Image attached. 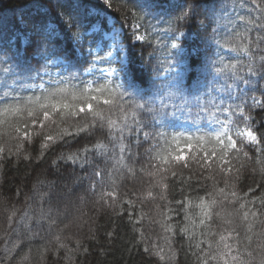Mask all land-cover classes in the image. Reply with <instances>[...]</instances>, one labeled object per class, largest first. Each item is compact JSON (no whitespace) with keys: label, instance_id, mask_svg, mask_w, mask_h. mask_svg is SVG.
<instances>
[{"label":"snow or ice","instance_id":"obj_1","mask_svg":"<svg viewBox=\"0 0 264 264\" xmlns=\"http://www.w3.org/2000/svg\"><path fill=\"white\" fill-rule=\"evenodd\" d=\"M104 2L111 7L109 0ZM132 2L136 11H131L130 14L134 21L139 22L132 24L130 36L127 35L122 22L119 23V27L116 23H112V27L107 28L108 23L114 19L108 15L95 20H82L69 10L66 14L59 13L65 25L63 36L56 33L51 26L48 30L40 27L33 30L32 36L28 37L30 54L27 50L21 54L12 40L7 41L6 44L0 43V78L3 79V84H0V112L4 115L26 112L31 120V124L25 122L22 127H14L17 134H22L25 140H30L32 138L30 129L38 125L39 131L35 135L39 136L49 127L48 122L55 123L56 116L64 122L69 118L84 121L82 125L71 126L73 127L71 132L62 129L55 136L43 135L40 156L37 159H43L45 153L58 143L68 145L69 137L75 138L78 142L80 138L91 137L97 130L106 128L108 139L114 147L119 148L121 159L126 155L133 164L144 159L149 167L157 170L161 180L168 178L167 173L171 171L174 187L179 177L181 185L192 188L193 183L200 184L201 181L193 182L191 176L184 178L181 173L172 169H187L191 172L189 165L195 161L203 175V172L210 170L217 161L225 162V158L231 152L243 151L245 133L237 130L236 134L240 138L239 146L237 140L229 134L232 117L244 122L249 129L246 132L248 143L256 145L258 153L264 154V147H261L264 132L257 134L256 126L252 124L254 117L246 111L249 104L253 108L264 110V96L247 95L249 91L264 93V84H261V81H264V48L260 47L264 44V35H259L264 33V0L259 4L256 0H240V8H243L245 3H250L252 7L248 10L247 18L237 15L235 19L230 17L237 6L233 4L229 8L226 0H171V11L164 9L158 11L157 0H132ZM71 7L70 2L68 8ZM202 8L205 10V20H197L193 28V21ZM88 15H93L91 10H88ZM254 15L255 21L259 22L253 21ZM165 16H167L166 20ZM149 18L156 20L157 24H152ZM18 19L20 23H26L23 15ZM144 21H148L146 31L144 34H138L144 27ZM161 22L166 23L167 28L160 29ZM222 23L225 28L235 32L237 40L248 41L247 44H241L239 49L247 63L238 60L237 63L224 64L222 58L213 59V55L219 57L220 41L217 34ZM178 25L184 26V30L177 31ZM238 25H242L245 32H236ZM73 28L76 29L75 32L72 31ZM251 31L258 33L254 38L255 47H251L253 38L246 35ZM153 35L156 36L155 41L149 39ZM137 42H145L153 46L154 51L148 54L150 60L156 58L157 51L162 52L164 63L167 65L164 73L149 78L150 83L143 77L145 68L143 53L137 56L134 51ZM213 48L216 49L215 52H212ZM33 60L39 64V67L32 63ZM84 63L89 66L84 68ZM3 65L7 67H2ZM52 67L60 70L52 73L50 70ZM87 75L95 79H81L82 76ZM186 76L192 81L191 84L185 83ZM45 77L48 78L47 81ZM157 79H162L165 83L158 85ZM37 80L40 81L39 84L35 83ZM101 81L103 83H100ZM37 91H39L38 95H21L23 92ZM218 98L220 102L216 103ZM177 100L180 102H173ZM225 100L229 103L226 104ZM113 110L120 112L119 121L111 118L110 113ZM221 115H227L229 120L219 119ZM143 116H149L151 119H142ZM180 117H184L185 122L191 121L197 131L199 127L196 122L202 118H208L218 127L213 132L194 138L184 136L182 132L172 135L171 141L175 142L172 146L169 134L164 129L174 127ZM193 139L198 145L206 142L216 147H213L210 154L207 151L202 156L193 153L190 160L185 154V148L189 151L193 150V145L190 143ZM181 140L186 142L184 146L179 143ZM125 141L128 143L126 144ZM161 141L170 144L171 151L161 154L158 151ZM146 143L150 147L141 153L139 149ZM98 146L99 144L85 146L75 153L61 154L52 165L58 170L63 162L67 174L60 178L70 181L75 173L68 171L69 167L73 170L76 167L83 170L86 166H91L89 154L95 153ZM133 147L136 149L135 152L132 150ZM106 152L105 148V154ZM128 171L142 174L145 169L129 168ZM220 171L224 172L225 168H221ZM91 175L95 181L90 184L89 190L94 191L97 184L104 186V169L95 167ZM107 175L114 184L111 173ZM203 179L207 180L208 177ZM164 187L167 188L168 185L165 184ZM49 188L50 191L40 195L38 217L30 218L27 212L21 213L15 221L12 216L8 217L10 233L17 239L15 242L10 241L11 248L5 246L3 253L0 254V264H13L16 256L11 253H19L26 245L39 241L43 236H51L57 227V220L67 218L66 215L61 216L60 205L66 198L75 195L74 191L66 184L61 185L56 181L50 182ZM206 188L207 185H204L203 188L195 190L205 192L204 197H198L200 203L197 206L202 217L199 223L205 229H210L214 222L212 209L218 203L215 197L225 195V190L219 188L208 192ZM258 188L259 186L257 189H249V192H254ZM112 195L113 193L109 192L102 193L101 199ZM148 195L151 196L152 193L148 192ZM256 199L254 197L253 203ZM258 199L260 206L264 207V197ZM68 202L71 203L70 199ZM176 203L180 205V209L183 208L180 201ZM45 204L48 205L47 211L44 210ZM241 207L243 208L244 205ZM215 215L218 216L219 213ZM252 215L256 216L257 213L254 212ZM247 216L248 213L245 212V220ZM185 219L188 217L186 216ZM33 227L36 231H33ZM20 229L23 231L21 232ZM177 230L181 238L187 233V229L179 225ZM202 235H207V232H203ZM107 237L115 239L112 232H108ZM189 239L195 237L190 236ZM230 239L234 241L235 246L228 242ZM54 241L57 244L55 255L59 260V250L66 245L59 242V236H55ZM260 241L253 249L252 237L247 235L242 237L241 233L233 228L227 236L222 234L219 236V240L215 241V247L212 241L201 240L195 244L194 249L190 244L189 251H186L182 245L181 251L185 254L186 264L188 255L195 257V264H264V233L261 234ZM76 248L77 250L83 248L84 253L88 252L87 247L81 245L79 241L76 242ZM49 250L47 247L42 250V258ZM144 252L149 256L154 255L148 247L144 248ZM70 253L69 249V254L65 256L66 260L72 259ZM155 255L159 254L155 253ZM22 259H27V255ZM160 259L163 260L164 257L160 256ZM169 259L174 260L175 253Z\"/></svg>","mask_w":264,"mask_h":264},{"label":"trees","instance_id":"obj_2","mask_svg":"<svg viewBox=\"0 0 264 264\" xmlns=\"http://www.w3.org/2000/svg\"><path fill=\"white\" fill-rule=\"evenodd\" d=\"M70 2L71 9L68 8ZM170 2L171 0H157L158 11L159 9L171 11ZM226 2L229 8L233 4L237 6L236 11L230 17L231 19H235L237 15L248 17V10L252 7L250 3H245V6L240 8V0H226ZM260 2L261 0H256L257 4ZM109 3L111 7H108L104 0H0V43L6 44L7 41L12 40L15 46L20 49L21 54L25 50L30 54L28 37L32 36L33 30L36 27L48 30L51 25L56 33L63 36L65 25L59 13L66 14L69 10L82 20H95L98 17L103 18L105 15L113 17L117 26L121 22L124 24L127 35L130 36L132 24L139 22L134 21L130 14L131 11H136L132 0H109ZM88 10L92 11V16L88 15ZM21 15L24 16L26 23L19 22L18 18ZM164 19L166 20L167 16ZM252 19L254 22H259L255 21V15ZM149 20L152 24H157L156 20H151V18ZM197 20H205L203 8L198 13L196 20L193 21V28H195ZM143 24L144 27L138 34H144L148 21H144ZM107 28H110L109 25ZM159 28L165 29L167 24L161 22ZM176 30L183 31L184 26L178 25ZM72 31L75 32L76 29L73 28ZM210 31L211 29H209ZM235 31L245 32V29L242 25H238ZM246 35L253 38L251 47H255L254 38L258 33L251 31ZM259 35H264V33H259ZM217 38L220 41L219 57L213 55V59L222 58L224 64L237 63L238 60L241 63H247L239 51L240 45L247 44V40H237L235 32L225 28L223 23ZM149 39L155 41L156 36H150ZM260 47L264 48V44ZM134 51L137 56L143 53L142 60L145 65L143 77L149 83L151 82L149 78L165 72L167 65L164 63L162 52L157 51L156 58L151 60L148 57V54L154 51L152 45L137 42ZM215 51L216 49L213 48L212 52ZM253 54L258 55L259 53ZM32 63L39 67L35 60ZM88 66L87 63L83 65L84 68ZM115 66L118 67V65ZM2 67H7V65ZM50 70L52 73H56L60 69L52 67ZM47 79L45 77V81ZM81 79L93 80L95 77L87 75L82 76ZM35 83L39 84L40 81L37 80ZM162 83L165 81L156 80V84ZM185 83L191 84L192 81L186 76ZM0 84H3L2 78H0ZM261 84H264V81H261ZM38 94L39 91L21 93L22 96ZM247 95L262 97L264 93L249 91ZM173 102L179 103L180 101ZM219 102L220 98L216 103ZM225 103L227 104L229 101L225 100ZM246 111L254 117L252 124L256 126L257 134L264 132V110L253 108L249 104ZM110 116L113 120L121 119L118 110H113ZM142 119L149 120L151 118L143 116ZM219 119L229 120L227 115H221ZM54 120V124L48 122L49 127L45 128L39 136L35 135L39 131L38 125L32 127L30 129L32 138L25 140L22 134H17L14 131V127H22L25 122L31 124L27 113L4 115L0 112V254L3 253L6 245L9 248L12 247L10 241L15 242L17 239L10 233L8 217L12 216L15 221L23 212H27L30 218L38 217L40 195L50 191V182L56 181L59 184L66 182L71 188L74 186L72 190L75 193L72 203H62L65 206L64 210L63 207H60L61 216L66 215L67 218L57 220V227L51 236H43L39 241L26 245L19 253H11L16 256L13 264H186L185 254L181 251L182 245L186 251H189L190 244L194 249L195 244L205 240L212 241L213 247H215V241L219 240V236L221 234L227 236L233 228L237 229L242 237L245 235L252 237L253 249L257 243L261 242V234L264 233V207L260 206L258 198L264 197V154L258 153L256 145L248 143L246 135L243 137V151L231 152L225 158V162L217 161L210 170L203 172V175L195 161L189 165L192 169L191 172L187 169H172V171L181 173L184 178L191 176L193 182L201 181L200 184L193 183L192 188H188L186 185H181L179 177H177L174 187L171 171L167 173L168 178L161 180L157 170L149 167L146 160L141 159L133 164V161L129 160L126 155L121 159L119 148L114 147L108 139L106 128L97 130L91 137L80 138L78 142L75 138L69 137L68 145L58 143L45 153L43 159L38 160L43 135L55 136L62 129H68L71 132L73 131L71 126L84 123L82 119L71 118L64 122L59 116L54 117ZM231 123L229 134L237 140L239 146L240 138L236 134L237 130L245 133L249 129L237 117H232ZM196 124L199 131L191 121L185 122V118L180 117L174 127L164 129L169 134L170 144L172 146L175 144L171 141L172 135L182 132L184 136L194 138L203 136L207 132H213L218 127L208 118H202ZM125 143L127 144L128 141ZM179 143L184 146L186 142L181 140ZM190 143L193 145V150L189 151L185 148V154L190 160L193 153L202 156L207 151L210 154L213 147H216L206 142L198 145L195 139ZM98 144L96 152L89 154L91 166H86L83 170L79 167L74 170L69 167L68 171L75 173L72 179L69 181L60 178L67 174L63 162L57 170L52 165L53 161L57 160L61 154L69 155L85 146L91 147ZM170 144L161 141L158 151L161 154L171 151ZM149 147L150 145L146 143L139 151L143 153ZM261 147H264V140L261 141ZM105 148L107 149L106 154ZM18 149L19 155H17ZM132 150L135 152V147ZM217 151H219L218 148ZM95 167L105 170V184L104 186L97 184L95 190L92 191L89 190V186L95 181L91 175ZM141 167L145 169L142 174L128 171L129 168L140 169ZM221 168H225V171L221 172ZM109 172L111 179L115 181L114 184L111 183L107 175ZM203 177H208V179L204 180ZM41 180L42 186L38 188V183ZM165 184L168 185L167 188L164 187ZM204 185H207L208 192L216 191L219 188L225 190V195L215 197L218 203L212 209L214 222L210 229H205L199 223L202 217L200 208L197 206L200 203L198 197H204L205 192L195 189L203 188ZM258 186V190L249 192V189H257ZM105 192L113 193V195L111 197L104 196L101 199L102 193ZM148 192H151L152 195L149 196ZM35 195H37L36 199L33 198ZM254 197L257 198L255 203H253ZM177 201L183 204L182 209L176 203ZM241 205L244 207L242 208ZM47 209L48 205L45 204L44 210L47 211ZM245 212L248 213L246 220L244 219ZM254 212L257 213L256 216L252 215ZM216 213L219 215H215ZM186 216L188 219H185ZM65 225H67L66 228ZM177 225L187 229L183 238L177 230ZM20 231L22 232L23 229ZM33 231H36L35 227H33ZM108 232H112L115 239H109ZM203 232H207V235H202ZM55 236H59V242L66 245L65 248L59 250V260L55 255L57 249V244L54 241ZM190 236H194L195 239L190 240ZM77 241L87 247V253H84L83 248L77 250ZM228 242L235 246L233 240L230 239ZM45 247L50 250L42 258L41 253ZM145 247L150 248L154 255L149 256L145 253ZM29 249L31 250L29 251ZM69 249L72 259L66 260L65 256L69 254ZM241 251H244L243 247ZM155 253L159 255H155ZM174 253L175 259L170 260L169 258ZM25 255H27V259H22ZM160 256H163L164 259L161 260ZM245 259H248L247 256ZM187 264H195V257L188 255Z\"/></svg>","mask_w":264,"mask_h":264},{"label":"rangeland","instance_id":"obj_3","mask_svg":"<svg viewBox=\"0 0 264 264\" xmlns=\"http://www.w3.org/2000/svg\"><path fill=\"white\" fill-rule=\"evenodd\" d=\"M112 23H113V22H110L109 24L111 25ZM247 131H248V130L245 131V135H246V132H247ZM42 183H43L42 180L39 181V183H38V188L42 186ZM65 184H66L67 186L69 185V184L66 183V182L61 183V185H65ZM73 187H74V186H73ZM73 187H72V188H73ZM68 188L72 190V188H71L70 186H68ZM72 197H73V196L70 197V201H72ZM33 198L36 199V198H37V195H35ZM68 201H69V198H66L64 204H65V203H66V204H69ZM71 203H72V202H71ZM60 207H63V210H64V208H65V206H63L62 204L60 205Z\"/></svg>","mask_w":264,"mask_h":264}]
</instances>
